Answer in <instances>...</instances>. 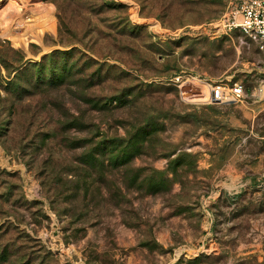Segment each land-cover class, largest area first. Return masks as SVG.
<instances>
[{"label": "rangeland", "instance_id": "1", "mask_svg": "<svg viewBox=\"0 0 264 264\" xmlns=\"http://www.w3.org/2000/svg\"><path fill=\"white\" fill-rule=\"evenodd\" d=\"M13 1L0 264H264V50L225 24L242 0H17L35 24L4 31ZM54 48L75 51L42 79Z\"/></svg>", "mask_w": 264, "mask_h": 264}, {"label": "built area", "instance_id": "2", "mask_svg": "<svg viewBox=\"0 0 264 264\" xmlns=\"http://www.w3.org/2000/svg\"><path fill=\"white\" fill-rule=\"evenodd\" d=\"M225 24L237 27L240 31L254 42L257 47L264 50V0H242L239 6L231 9L226 17ZM176 76L175 79H178ZM195 89L199 87L193 84ZM244 94L241 82H234V85L225 90L220 82L211 85L208 100L224 101L229 98H239Z\"/></svg>", "mask_w": 264, "mask_h": 264}, {"label": "bare ground", "instance_id": "3", "mask_svg": "<svg viewBox=\"0 0 264 264\" xmlns=\"http://www.w3.org/2000/svg\"><path fill=\"white\" fill-rule=\"evenodd\" d=\"M24 1V0H23ZM27 1H31V0H26L25 2H27ZM47 9H45L44 8V10H42L41 12H43L44 11V13H46L47 15V17H46V19H44V17H41L40 18V15L39 16H37L38 18V21L40 20V23L42 24L44 21H46L49 17H50V12L52 11V9H53V5H51V4H48L47 5ZM10 8V9H9ZM22 8H23V5H22V3H20L19 1H17V0H14L13 2H12V4L11 5H9L8 6V9L9 10H2V12H1V14H3L4 16H2L3 17V19H4V24H3V27H4V31L5 30H7V26H12V23L13 22H16V23H19L22 19H24V18H27V19H25V20H30V19H32L31 17H29V16H31V15H26V13L24 14V13H22L21 11H22ZM51 19V18H50ZM24 20V21H25ZM33 20V19H32ZM34 21L35 20H33V24H35L34 23ZM38 23V22H37ZM45 23V22H44ZM39 24V23H38ZM43 25V24H42ZM6 33V32H5ZM28 30L24 33V37H23V39L25 40V41H29V40H38V37L35 35V34H33V32H32V34H31V32H29L28 34ZM6 35V34H5ZM10 35V34H9ZM9 37H11L12 39H14V41L17 43L20 39L18 38V37H13V36H9ZM22 39V38H21ZM199 88V91H197L201 96H202V98L203 99H208V97H209V91H210V88H211V84L209 83V82H202V83H195ZM185 96H186V92H184L183 93Z\"/></svg>", "mask_w": 264, "mask_h": 264}, {"label": "trees", "instance_id": "4", "mask_svg": "<svg viewBox=\"0 0 264 264\" xmlns=\"http://www.w3.org/2000/svg\"><path fill=\"white\" fill-rule=\"evenodd\" d=\"M75 48L72 49H59V48H54L52 49L46 56H43L44 58H42L40 61L34 62L32 64H34L35 66H37V71L38 74L42 77V79H45V74L43 72V68L46 65L45 61L47 57H50L52 60V64L50 66V77H54L56 71L55 68H57L58 65H60L63 68V64L65 65V57L68 55L69 52L71 51H75ZM58 56H61L63 58L62 62L65 63H58ZM93 59V58H92ZM61 70L57 73L60 74ZM56 74V76H57Z\"/></svg>", "mask_w": 264, "mask_h": 264}]
</instances>
